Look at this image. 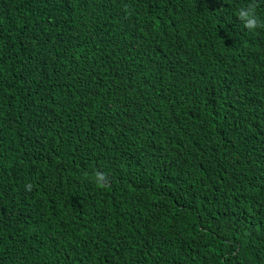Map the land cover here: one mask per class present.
<instances>
[{
	"label": "trees",
	"instance_id": "16d2710c",
	"mask_svg": "<svg viewBox=\"0 0 264 264\" xmlns=\"http://www.w3.org/2000/svg\"><path fill=\"white\" fill-rule=\"evenodd\" d=\"M261 133L264 0H0V264H264Z\"/></svg>",
	"mask_w": 264,
	"mask_h": 264
},
{
	"label": "clouds",
	"instance_id": "9594fccd",
	"mask_svg": "<svg viewBox=\"0 0 264 264\" xmlns=\"http://www.w3.org/2000/svg\"><path fill=\"white\" fill-rule=\"evenodd\" d=\"M239 16L241 19L244 20L245 26L250 30H254L260 24V21L257 19L255 14L252 12L251 7L241 10L239 12ZM96 179H97V183H99L103 179V177L100 175H97Z\"/></svg>",
	"mask_w": 264,
	"mask_h": 264
},
{
	"label": "snow or ice",
	"instance_id": "6c2138e0",
	"mask_svg": "<svg viewBox=\"0 0 264 264\" xmlns=\"http://www.w3.org/2000/svg\"><path fill=\"white\" fill-rule=\"evenodd\" d=\"M262 135H264V133H261Z\"/></svg>",
	"mask_w": 264,
	"mask_h": 264
}]
</instances>
